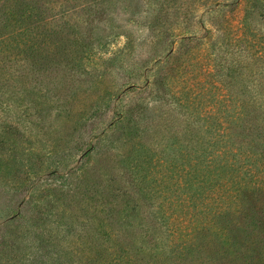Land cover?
<instances>
[{
    "label": "rangeland",
    "instance_id": "obj_1",
    "mask_svg": "<svg viewBox=\"0 0 264 264\" xmlns=\"http://www.w3.org/2000/svg\"><path fill=\"white\" fill-rule=\"evenodd\" d=\"M14 1V23L0 32V264H264V127L257 140L251 124L264 116V76L222 39L243 24L245 3ZM250 22L264 44V23ZM179 25L208 34L217 64L245 63L250 76L236 74L232 91L256 107L236 113L248 124L222 111L196 124L201 131L176 127L182 143L173 148L149 135L164 106L140 86L179 45ZM175 108L182 122L188 113ZM225 128L234 146L227 154L231 142L218 141L220 170L209 177L195 149H210ZM179 151L207 183L191 182Z\"/></svg>",
    "mask_w": 264,
    "mask_h": 264
},
{
    "label": "trees",
    "instance_id": "obj_2",
    "mask_svg": "<svg viewBox=\"0 0 264 264\" xmlns=\"http://www.w3.org/2000/svg\"><path fill=\"white\" fill-rule=\"evenodd\" d=\"M199 1L203 2L202 0ZM14 2V0H0V32H6V28L9 26L10 22L14 23ZM238 2L240 4L242 2L245 3V6L242 7L243 15L241 17V22H243V24L238 27L232 25L234 28L231 29L230 33L222 32L223 43L225 42L228 51L231 50V42L238 46L240 45L241 49H245L247 55H244L243 60L247 61V64H250L251 62L257 64L259 68H262L260 70V75L264 76L263 37L257 32V28L253 29L250 22L252 18L259 17V19H261L264 23V0H239ZM15 6H17V4ZM18 6L24 7L25 0L18 2ZM30 13V18H32V12ZM187 13L189 14V10ZM26 19L28 21V16ZM230 20L231 19L228 17L227 21ZM160 21H163V17L162 15H157L148 26V29L152 31V35L147 37L146 41L151 45H155L153 30L155 26L159 25ZM33 22L37 25L34 30L39 29V20ZM230 24L235 23H229L228 26ZM184 25H186L185 22ZM31 26L32 25H29L28 27L18 31L24 33L30 32ZM177 28H180L176 33L179 38L177 41V44L179 45L173 50L171 56H168V60L165 62L164 68L151 72V75L149 77H145L146 81L142 83V86H140L141 89L146 90L145 93L150 95V99L153 98V101H159V104L163 103L164 106L163 113L153 119L152 123L154 126L150 128L151 130L147 129L146 131L150 130L149 135H153V142L157 145L160 146L161 143H164L166 146L169 145L173 148L176 146L180 147L182 143L179 140V135L176 133V127H180L181 129L195 128L196 130L201 131L197 129L196 124H198L201 120L206 121V118L214 119L216 114L222 111L226 112V114H230L229 116H232L235 119L243 117L242 124H248L251 118H246V116H242L241 114L236 115V113L243 107H252L254 104L252 100L239 102L238 96L232 91V83H234L233 81L237 77L236 74L241 73L243 76H250V71H248L249 69L244 67L245 63L236 60L238 67H240V65L242 66L239 71L236 70L237 67L234 62L235 58L232 59L234 66L230 65L225 68L224 65H221V63L217 64L216 62L219 55H217V52H213L215 49H211L213 41L210 42L208 34L205 35L202 31L187 29L186 27H181L180 25ZM200 28L204 29L203 25H201ZM160 62H163V60H160ZM141 68L142 66H140V70ZM254 73L255 71H252V75H255ZM224 75L227 76L226 79L224 78ZM246 78H244V81H246ZM255 86L257 85L253 82L251 87L254 89ZM166 96H168V99ZM165 97L166 100L160 102V100H164ZM176 104L181 108V110L186 109L185 111H179V113H188L182 122L176 120V116L178 115L177 109L175 108ZM254 105V107H256V103ZM232 109H235V111L230 113ZM248 109L250 108L245 110ZM226 122L230 124V118H227ZM251 124L253 125V128L260 130V132L257 133V140H260L264 127V116L257 115L256 123L255 121H252ZM163 131H169L168 139L161 136ZM208 134L211 135V138H214L216 133L212 134L208 132ZM217 135L218 137L215 141L214 139L210 141V144L212 145L210 149L203 146L195 149V156L198 155L196 158L201 162L207 161V171H209V177L217 176L220 170L221 160H218V157L220 156L218 154L221 153L219 151L220 143H218V141L222 142L223 137H225L226 142L221 144H225L228 141L231 142L230 145L225 147V153L227 154L230 153L231 147L234 146L233 132L229 131L228 128H225V130L221 133H217ZM252 146L255 147L256 145L253 144ZM199 148L202 149V152L198 153ZM238 149L242 150L240 147H238ZM177 154L182 160H185L184 163L189 168L188 174L191 182L200 181V183H207L205 180L195 179L193 172L196 170L198 164L190 163L192 156H187L186 152L182 153L181 151ZM232 157H236V155H232ZM151 161L152 159L147 156L143 159V165L147 167L149 166L148 164H151ZM177 161L178 158L175 155L170 158V160L166 161L169 162L168 170L169 172H172V174L178 165ZM209 162L210 164H208ZM158 169L159 172H156L157 176H171L162 168ZM149 196L152 197L153 194L151 193Z\"/></svg>",
    "mask_w": 264,
    "mask_h": 264
}]
</instances>
